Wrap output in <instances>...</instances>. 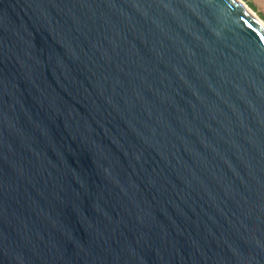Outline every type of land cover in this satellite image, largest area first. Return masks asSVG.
I'll list each match as a JSON object with an SVG mask.
<instances>
[{
  "label": "water",
  "instance_id": "obj_1",
  "mask_svg": "<svg viewBox=\"0 0 264 264\" xmlns=\"http://www.w3.org/2000/svg\"><path fill=\"white\" fill-rule=\"evenodd\" d=\"M0 264H264V26L0 0Z\"/></svg>",
  "mask_w": 264,
  "mask_h": 264
},
{
  "label": "rangeland",
  "instance_id": "obj_2",
  "mask_svg": "<svg viewBox=\"0 0 264 264\" xmlns=\"http://www.w3.org/2000/svg\"><path fill=\"white\" fill-rule=\"evenodd\" d=\"M264 22V0H242Z\"/></svg>",
  "mask_w": 264,
  "mask_h": 264
},
{
  "label": "bare ground",
  "instance_id": "obj_3",
  "mask_svg": "<svg viewBox=\"0 0 264 264\" xmlns=\"http://www.w3.org/2000/svg\"><path fill=\"white\" fill-rule=\"evenodd\" d=\"M238 1L264 26V22L242 0Z\"/></svg>",
  "mask_w": 264,
  "mask_h": 264
}]
</instances>
